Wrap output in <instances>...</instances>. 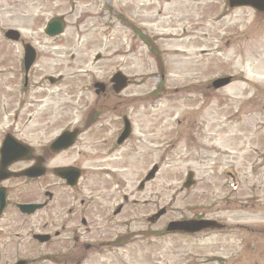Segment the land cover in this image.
<instances>
[{
  "label": "rangeland",
  "instance_id": "374dc122",
  "mask_svg": "<svg viewBox=\"0 0 264 264\" xmlns=\"http://www.w3.org/2000/svg\"><path fill=\"white\" fill-rule=\"evenodd\" d=\"M225 6L226 0H0V34L18 30L37 49L34 71L40 78L62 77L53 86L43 83L47 114L90 115L96 106L107 121L126 116L133 126L129 142L97 166L112 173L111 183H123L127 194L148 201L139 210L141 227L127 229L126 244H103L82 264H201L218 252L215 238L185 240L164 229L215 204L222 183L230 200L216 220L254 233H244V248L218 254L235 256L229 264H264V14ZM59 16L63 34L45 37L44 25ZM17 51L0 41L3 65L17 66ZM117 71L129 86L98 100L93 82H108ZM225 76L229 86L209 88ZM89 151L81 161L85 170ZM153 165L159 167L154 180L137 192ZM225 171L236 175L238 193L221 176ZM187 172L196 183L189 193L180 191ZM87 180L81 182L83 196ZM205 186L212 196L202 200ZM252 186L259 187L254 209L242 207ZM160 209L166 213L150 229L145 218ZM147 228L158 235L137 233Z\"/></svg>",
  "mask_w": 264,
  "mask_h": 264
},
{
  "label": "flooded vegetation",
  "instance_id": "af4514ba",
  "mask_svg": "<svg viewBox=\"0 0 264 264\" xmlns=\"http://www.w3.org/2000/svg\"><path fill=\"white\" fill-rule=\"evenodd\" d=\"M5 31L0 36L3 48H16L18 59L15 67L3 65L5 61L0 60V204L4 200V208L0 211V264H14L21 260H25L27 264H82L88 253L97 247L118 241L128 234L127 229L129 231L133 225L135 228L141 227L139 210L148 201L136 199L132 192L127 194L123 183L115 178L111 183L112 173L97 166L102 165L112 151L129 142L133 126L128 121L129 135L121 143L119 138L126 126V116L107 121L106 116L98 114L101 109L96 106L90 115L47 114L46 87L43 83L53 86L61 82L62 78L52 80V84L48 77L40 78L34 71L38 60L37 51L34 66L25 71L22 50L29 42L20 36L17 42L4 40ZM5 77L9 80L3 83ZM98 83L101 89L97 90L98 93L93 90L97 99L113 93L109 81ZM110 129L112 133H108ZM48 135L52 137L47 140ZM87 148L90 150L88 158L91 166L85 170L81 161ZM59 169L68 170L65 179L55 175ZM68 173L72 178L69 176L70 180L67 182ZM78 174L79 177L76 178ZM221 176L229 182L231 192L240 191L235 174L225 171ZM84 177L88 179L86 196L80 194L83 191L81 182ZM141 182L142 180L137 182L139 193L151 183L140 187ZM194 187L195 185L188 189L187 193ZM213 187L211 185L208 189ZM258 188L252 186L246 190L250 194L241 197L242 207L254 209L257 201L254 192ZM215 189V204L202 206L192 218L216 220L218 213L225 212L221 205L228 204L227 201L230 200L228 186L222 183ZM207 194L212 196L205 186L202 200L207 198ZM24 205L39 207L31 215H26L19 209ZM128 206L131 209H127ZM128 214L129 220L126 219ZM117 218L120 220L114 222ZM216 222L222 225L218 230L169 235L188 240L215 238L218 252L200 263L229 264L226 262L235 256L229 255L230 258H226L225 255L230 251L234 252L233 249L236 251L239 246L244 248V233L253 234L254 230L238 225L225 226L220 220ZM123 229L124 233L118 231ZM150 229L146 230L145 235H157ZM143 231L140 229L137 233L142 235ZM18 233L31 237L40 234L47 238L44 243L23 242ZM105 234L109 238L116 236L111 241L107 238L96 242V238ZM220 251H225L226 254L217 256Z\"/></svg>",
  "mask_w": 264,
  "mask_h": 264
},
{
  "label": "water",
  "instance_id": "95a60500",
  "mask_svg": "<svg viewBox=\"0 0 264 264\" xmlns=\"http://www.w3.org/2000/svg\"><path fill=\"white\" fill-rule=\"evenodd\" d=\"M230 7H240V6H248L253 8L254 10L258 12H264V0H228ZM64 28V23L62 19H53L51 20L45 29V34L49 37H54L62 33ZM16 32L10 31L6 34V37L10 39L16 40ZM27 58V54L25 56ZM32 58L30 59V62L28 63V66L32 63ZM112 82L114 83V91L116 93H119L126 87V78L121 76L120 74H116ZM228 83V79H222L217 80L213 82L214 88H220ZM122 137H125L124 135ZM157 171V168L154 167L151 172L146 177L145 181H148L153 178L154 173ZM192 184L191 181V174H188L186 183L184 184V188H188ZM163 212H160L157 216H155V219L158 218ZM215 226V223L213 222H207V221H183V222H174L170 223L168 225V230L170 231H176V232H184V233H194L201 231L208 227Z\"/></svg>",
  "mask_w": 264,
  "mask_h": 264
}]
</instances>
